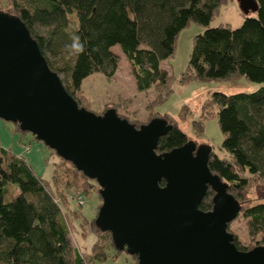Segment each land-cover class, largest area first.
Segmentation results:
<instances>
[{"label": "trees", "instance_id": "1", "mask_svg": "<svg viewBox=\"0 0 264 264\" xmlns=\"http://www.w3.org/2000/svg\"><path fill=\"white\" fill-rule=\"evenodd\" d=\"M255 1L257 10L243 11L246 15L235 28L211 25L227 0H0V10L25 23L49 67L64 73L61 81L65 90L86 109L89 101L81 87L83 79L94 72L111 77L118 66V55L111 47L119 45L130 63L137 90L154 88L157 96L146 106L144 121L136 111L122 115V101L106 104L96 112L114 108L136 127L153 117L165 118L172 126L159 138L158 152L189 140L176 118L154 109L170 92L174 80L161 61L173 55L178 33L189 21L202 25L193 36L180 83L229 76L261 83L253 91L211 92L202 104L200 118L192 122L200 131L203 118L216 115L224 137L221 153L211 148L207 163L227 184V191L240 204L239 213L247 218V233L254 243L245 245L233 234L236 247L248 250L264 245V201L253 202L246 192L252 181L264 182V0ZM73 43L81 44L83 51L77 53ZM162 91H166L163 97ZM183 106L187 105L180 107V119ZM94 191L98 192L96 181L70 161L59 157L52 179H42L24 157L0 146V264H125L118 262L121 254L136 262V255L117 250L111 233L96 226L101 203L92 218L71 205L76 192L82 197ZM213 195L208 188L200 209L212 207ZM71 227L83 238L86 230L93 231L95 240L88 250L72 244Z\"/></svg>", "mask_w": 264, "mask_h": 264}, {"label": "water", "instance_id": "2", "mask_svg": "<svg viewBox=\"0 0 264 264\" xmlns=\"http://www.w3.org/2000/svg\"><path fill=\"white\" fill-rule=\"evenodd\" d=\"M244 13L255 0H238ZM0 118L18 123L96 181V226L136 264H264V245L239 250L228 224L239 210L208 167L210 145L188 140L157 151L172 124L153 117L136 127L114 108L96 113L65 90L25 23L0 10ZM164 183L162 184V182ZM208 188L212 207L199 204Z\"/></svg>", "mask_w": 264, "mask_h": 264}, {"label": "rangeland", "instance_id": "3", "mask_svg": "<svg viewBox=\"0 0 264 264\" xmlns=\"http://www.w3.org/2000/svg\"><path fill=\"white\" fill-rule=\"evenodd\" d=\"M246 14L243 13L238 0H227V3L221 7L220 12L211 22V25L227 24L231 27H238ZM252 13H250V16ZM202 25L189 21L188 24L180 30L176 40V47L173 55L161 61V66L174 76L169 93L164 97L162 102L156 104L154 109L161 113H166L178 120L180 128L188 135V139L197 145H211L212 150L221 153L220 146L223 140V133L218 125L216 115L203 118V129L196 131L192 122L201 116L202 104L211 92L219 90L225 93H234L238 91H253L261 83L247 80L245 77L235 78L229 76L224 79L198 80L192 79L188 83L179 82L181 71L187 65L191 52L192 39L195 34L201 31ZM111 50L118 55V66L111 77H106L103 73L94 72L83 79L81 87L86 98L89 101V109L96 112L102 109L106 104L121 102L123 106L120 113L130 114V111H136L137 117L144 121L148 106L157 96L154 88L140 92L137 90L136 82L131 73V66L123 54L119 45L115 44ZM59 77L64 79V73L59 72ZM166 91L161 92V96ZM119 95V96H118ZM122 99V100H121ZM183 106V117L179 118L180 107ZM119 106V107H121ZM97 113V112H96ZM143 123V122H142ZM0 146L18 156L24 157L34 174L42 179H52L55 163L59 161V156L52 152L51 149L38 140L28 131H17L15 124L11 121L0 118ZM26 147L29 149L26 150ZM95 181V180H94ZM247 195L252 198L253 202L263 200L264 182L254 180L247 188ZM77 192L74 194L76 197ZM99 193L94 191L87 195L83 194L79 200H72L71 205L80 208L84 216L92 218L96 213V205L102 202ZM101 199V200H100ZM101 205V204H100ZM98 212V211H97ZM247 218L238 212L236 218L229 223V231L236 233L242 243L251 245L254 239L250 238L247 233ZM71 241L79 250H88L90 244L95 240L92 230H86L83 238L81 235L70 228ZM82 237V238H81ZM118 262L125 264H136L131 258H124L121 254Z\"/></svg>", "mask_w": 264, "mask_h": 264}, {"label": "clouds", "instance_id": "4", "mask_svg": "<svg viewBox=\"0 0 264 264\" xmlns=\"http://www.w3.org/2000/svg\"><path fill=\"white\" fill-rule=\"evenodd\" d=\"M78 39V38H77ZM77 53H80L83 51V46L79 43H73L71 46Z\"/></svg>", "mask_w": 264, "mask_h": 264}, {"label": "built area", "instance_id": "5", "mask_svg": "<svg viewBox=\"0 0 264 264\" xmlns=\"http://www.w3.org/2000/svg\"><path fill=\"white\" fill-rule=\"evenodd\" d=\"M29 149L28 147H26V150ZM76 199L79 200V204H80V199H81V196L80 195H76Z\"/></svg>", "mask_w": 264, "mask_h": 264}, {"label": "crops", "instance_id": "6", "mask_svg": "<svg viewBox=\"0 0 264 264\" xmlns=\"http://www.w3.org/2000/svg\"><path fill=\"white\" fill-rule=\"evenodd\" d=\"M119 96V95H118ZM145 117H147V112H146V114H145Z\"/></svg>", "mask_w": 264, "mask_h": 264}]
</instances>
